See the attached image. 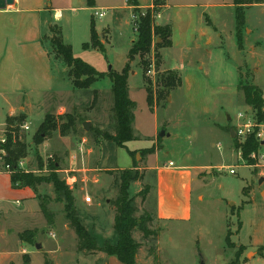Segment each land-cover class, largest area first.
<instances>
[{"label":"rangeland","instance_id":"374dc122","mask_svg":"<svg viewBox=\"0 0 264 264\" xmlns=\"http://www.w3.org/2000/svg\"><path fill=\"white\" fill-rule=\"evenodd\" d=\"M182 1L184 21H179L176 27L174 45L160 52L159 66L155 38L151 51L143 57L136 55L129 64L130 97L136 103L133 125L141 138L131 142L129 147H148L134 154L137 164L148 154L161 150L157 159L151 156L152 165L173 161L177 166L194 167L191 217L158 220L156 176L152 173L148 182L144 180L152 188L145 199L139 193L142 183L132 182L129 192L132 197L136 196V216L150 214L153 220L145 224L155 232L145 236L140 227L135 229L134 238L141 244L137 260L140 264H200L203 256L207 264H264V181L259 182L264 177V169L247 165L240 155L238 139L229 131L236 127L237 115L246 107L239 84H256L264 89V4L243 8L246 20L241 29L242 45H239L233 0ZM125 2L97 0V5L110 7L105 8L106 16H95V21L98 7L84 9L87 0H53L55 6L66 8L65 18L72 19L71 26L66 27L75 57L104 73L124 68L138 36L137 21L148 8L132 6L125 12ZM192 3L196 5L185 6ZM73 7L77 11L72 10ZM91 14L97 27H107L104 33H98L104 53L83 47L84 42L89 41V31L86 35L84 25L82 31V20L90 21ZM209 17L213 26L207 23ZM157 18L155 16L156 24ZM142 60L151 63L148 69ZM170 69L178 72L181 85L150 106L147 79L152 80L156 98L161 88L158 81ZM110 86L109 77L93 85L103 90L95 108L90 105L91 95L86 89H76L62 96L59 102L65 110L52 114L60 126L69 123V127L65 132L59 128L53 131L46 139L49 144L34 142L37 131L34 129L41 119L36 109L35 118L29 123L31 129L23 131L28 154L19 162L18 170L35 176L57 173L73 191L75 199L78 191L86 197L107 190L113 177L106 169L131 162L125 148L101 142L102 138L93 130H113ZM84 122H91L90 130L84 129ZM6 129L7 124L0 131V140ZM162 131L164 136H160ZM81 146L83 152L79 149ZM150 146L154 149L152 152ZM76 149L79 155L74 154ZM261 150L264 151V146ZM230 168H235L236 174H231ZM0 170L6 171L1 156ZM3 178L9 176L5 174ZM68 178L72 184L68 183ZM33 192L34 200L26 204L25 199L30 194L22 193L8 180L0 182V264H21L25 247L34 251V261L27 253L30 264H46V258L53 264H104L99 256L78 252L75 231L64 228L67 224L65 204L56 200L53 183L30 188V193ZM116 197L117 190L113 188L102 196L101 205L97 200L92 205L75 201L82 222L100 245L114 244L118 239L110 204ZM17 199L23 202H16ZM42 204L51 214L49 218ZM37 243H43V248H36Z\"/></svg>","mask_w":264,"mask_h":264},{"label":"trees","instance_id":"16d2710c","mask_svg":"<svg viewBox=\"0 0 264 264\" xmlns=\"http://www.w3.org/2000/svg\"><path fill=\"white\" fill-rule=\"evenodd\" d=\"M133 6H137V0H129ZM236 7V31L239 45H242L241 29L245 24L244 7L264 4V0H233ZM89 6L95 5V0H88ZM162 4L155 0L151 7H148L145 15L139 18L137 39L133 41L132 47L128 53V62L121 71H110L108 73L99 72L94 66L84 61L82 58L74 56L73 48L71 45L64 42L62 30L58 25L51 26L50 42L52 50L57 59H60L68 67V75L72 80L75 88L89 89L93 84L99 80L109 77L111 80V96L112 107L111 113L113 118V130L108 131L104 129H93L95 134L104 141L118 147H125L126 143L136 138L134 132L135 113L134 109L136 103L129 95V77L130 68L129 64L134 60L136 55L141 57L145 56L151 51L154 38L156 39V57L157 65L161 61L160 49L172 46V28L170 25H158L155 23L154 14L157 12L158 7ZM207 23L213 26L210 18H207ZM84 49H95L105 52V47L101 43L96 30L95 21L92 20L91 25V39L89 42L83 44ZM146 69L151 64L148 60H142ZM158 81V80H157ZM158 83H160V90L155 98V93L152 87V80L147 79V101L149 105H153L156 99H161L165 93L179 87L181 85V78L178 72L169 70L166 74L161 76ZM240 88L243 90L246 104L260 109L264 103L262 98L263 89L256 84L240 83ZM159 89V88H158ZM98 93L95 92L93 105L98 101ZM26 121V116L20 114L18 116H9L6 120L7 129L5 135L7 137L6 143L0 142V150L3 149L5 154L2 155L4 165H10V174L13 187L29 186L35 188L43 183H53L55 192L57 194L56 200L63 201L65 219L69 223L72 230L77 235V250L85 254H93L103 252L110 256H115L123 264H140L137 260V255L141 244L134 238V231L140 227L145 236L154 234L145 223L151 222L152 216L146 214L145 217H137L138 207L135 203L136 196H131L129 188L134 181L143 179V173L137 168V162L134 159V166L127 169L108 170V174L113 177L112 186L117 190V197L111 201V209L115 213L114 229L118 235L116 244L106 242L100 246L96 237L90 233L85 224L82 222L78 214V209L75 203V196L73 191L69 188L64 180H61L57 173L51 172L49 174H41L39 176L30 173L20 172L18 170L19 162L27 157L28 145L26 143L25 134L21 126ZM68 124H58L57 119L52 114H48L44 122L36 131L33 139L36 144H42L53 131L58 128L65 132L68 129ZM236 140V138H235ZM237 145L242 149V157L252 163L249 158L252 151L259 148V142L254 138H248L244 143L237 142ZM154 149H150L152 152ZM131 155L133 152L129 151ZM150 192V185L143 184L140 194L143 199ZM44 214L49 218L51 214L47 211L46 207L42 204ZM26 231L22 234L25 238ZM31 241V239L29 240ZM31 259L28 254L23 257L21 264H30ZM46 264H53L46 260Z\"/></svg>","mask_w":264,"mask_h":264},{"label":"crops","instance_id":"0c3cea01","mask_svg":"<svg viewBox=\"0 0 264 264\" xmlns=\"http://www.w3.org/2000/svg\"><path fill=\"white\" fill-rule=\"evenodd\" d=\"M154 1L155 0H137L138 4L134 7H151ZM158 1L162 6L160 7V16L157 18L156 22L158 25L171 26L173 46L176 27L179 21H184V17L183 19L181 17L184 16V1ZM128 2L129 1L126 0L123 6L125 12L128 11V7L133 6L128 4ZM195 5V3H192L185 6L193 7ZM97 7L105 9L110 6H99L97 5V0H95L94 6H89L87 0V7L84 9L92 10ZM71 9L77 11L74 7ZM65 10L66 8L55 6L53 0H14V2L8 4L5 9H0V120H3V122L0 123V131L5 128L6 120L9 116L24 114L26 116V121H29L31 124L32 120L35 118L34 112L36 109L40 111L41 115V119L38 122L39 124L34 131L38 130L48 114H52L55 111H57V113H62L65 110V107H62L59 102L60 98L66 94H70L71 91L74 92V90L78 89L74 87L72 80L68 75V67L60 59L55 57L49 39L52 34L50 30L51 26L58 25L62 30L64 42L73 46V43L68 40V30L66 27L71 26L72 19L70 17L65 18ZM171 11L173 12L171 13ZM128 14L130 15V13ZM94 18L92 15L90 21L87 19L82 20L81 28L83 31L84 25V32L86 35L87 30L89 31V41L91 39V25ZM215 29L218 30L217 27H215ZM96 30L98 33H104V30L106 31L107 27H97L96 24ZM80 34H82V32H80ZM163 49L165 48L160 49V52L163 51ZM62 85H64L63 89ZM93 85L89 89H86L90 91V105H93L95 92L98 93V100L101 98L103 92L100 88H93ZM109 89L111 93V86ZM135 136L136 138L134 140L126 143V148H121H125L128 152L131 151L134 154L147 149L148 147H129V145H132L131 142H136L141 139L136 132ZM101 142H103V139H101ZM44 144H49L48 140H45ZM78 147L79 146H77V148ZM149 148L153 147L150 146ZM160 152L161 150H157L148 154L146 158H142V161L137 164V168L144 175L143 179L138 181L142 183L141 185L149 184L144 183V180L149 179L148 176L152 173L156 176L158 201L155 213L158 220H185L188 217H191V182L194 177V167L190 165L177 166L176 163L170 165V162L173 161H168V163H163L162 165L157 162L152 165L151 156L154 155V157H156ZM76 153L79 155L77 149L74 154ZM130 156L131 162L129 165L119 166L116 167V169L132 168L134 166V155L130 154ZM5 174L8 175L9 178H3V175ZM109 176L111 175L109 174ZM98 179L99 177L94 181H97ZM7 180L12 182L10 172L0 170V182H7ZM70 180L68 179V181ZM112 182L113 181L111 180L110 186L107 190L100 191L98 194L91 196V202H86L83 193L80 191L76 193L75 201H81L87 205H92L95 200H97L98 204L101 205L102 196L113 189ZM30 188L31 187L29 186L17 187L22 193L30 194L25 199L26 204H28L30 200H34L35 192L31 194ZM151 189L150 185V190ZM110 201L111 200L109 199L108 202ZM16 202L21 203L23 201L17 199ZM27 208H29V206H27ZM113 214L115 217L114 211ZM64 228L71 230L68 222ZM43 246L44 244L42 243V248ZM24 251L31 256L33 261L35 260L32 256L34 251L29 250L28 247H25ZM81 254L85 256H99L100 259L104 260V264H123L117 259V257L107 255L103 252Z\"/></svg>","mask_w":264,"mask_h":264},{"label":"built area","instance_id":"2783aa9c","mask_svg":"<svg viewBox=\"0 0 264 264\" xmlns=\"http://www.w3.org/2000/svg\"><path fill=\"white\" fill-rule=\"evenodd\" d=\"M107 10L104 8H98L94 14V16H98L100 18L106 16ZM159 17L160 14L155 12L154 17ZM137 30H138V24L139 20L137 21ZM149 73H152V70H149ZM262 98L264 100V89L262 92ZM246 107L241 112L238 113L237 119L238 123L236 125L235 132H236V139L240 143H244L248 138L254 137L260 144L259 148L255 151H252L249 158L252 160V163H248L244 159V161L247 162V165L253 166L254 168L258 167L261 169H264V151L261 150L262 146H264V103L260 109H257L253 107L252 105L245 104ZM23 131H28L31 129V125L29 122L25 121L24 124L21 126ZM1 143L7 142V137L4 135V137L0 140ZM80 151L83 152L84 149L81 146ZM5 154V151L3 149L0 150V156L3 159L2 155ZM240 155L242 156V149L240 148ZM170 165H174L173 162H170ZM6 171L10 170V165H4ZM229 172L231 174H236L235 168H230ZM70 180V178H68ZM70 182V181H68ZM72 184V183H69ZM86 202H91L92 197L86 196L85 197Z\"/></svg>","mask_w":264,"mask_h":264},{"label":"water","instance_id":"95a60500","mask_svg":"<svg viewBox=\"0 0 264 264\" xmlns=\"http://www.w3.org/2000/svg\"><path fill=\"white\" fill-rule=\"evenodd\" d=\"M13 2H14V0H0V9H5L8 4H12ZM91 125H92L91 122H84L83 123V127H84L85 130H90L91 129ZM229 131H230L232 137L235 138L236 137L235 129L233 127H231ZM164 135H165V132L162 131L160 133V136H164ZM262 181H264V177H262L259 182H262ZM36 248L41 249L42 248V244L41 243H37L36 244ZM200 264H207L206 260H205V258L203 256H201V258H200Z\"/></svg>","mask_w":264,"mask_h":264}]
</instances>
